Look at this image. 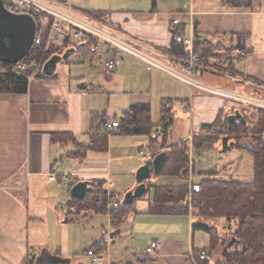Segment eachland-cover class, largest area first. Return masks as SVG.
Segmentation results:
<instances>
[{"label":"crops","instance_id":"1","mask_svg":"<svg viewBox=\"0 0 264 264\" xmlns=\"http://www.w3.org/2000/svg\"><path fill=\"white\" fill-rule=\"evenodd\" d=\"M71 1L80 13L108 14L110 22L119 31L160 52L167 51L172 45L176 31L172 22L179 20L182 25L177 30L187 37L201 35L204 44L216 56V59L209 58L211 66L207 64L215 65L213 68L224 73H197V78L193 77L194 83L185 85L162 72L149 71L136 57L115 54L118 66L116 72L110 74L105 70V63L111 57L106 46H102V53L96 56L66 46L59 48L53 56H63L71 49L75 53L58 65L53 77L43 78L40 73L28 80L26 94L0 93V264H36L42 255L69 259L73 264L74 260L69 256L70 225L82 227L102 212L97 213L99 209L84 211L83 220L73 219L78 200L70 195L72 187L79 182H91L94 192L110 194L111 199L120 202L122 207L125 197L121 201L122 193L116 179L127 176L124 173L127 165L134 161L142 164L181 143L188 145V170L192 172L190 177L194 183L200 185L208 179L230 182L231 178L241 176L247 159L250 177L237 182L254 180V157L245 148L248 142L238 145L236 140L227 139L232 136L228 134L232 127L239 129L242 125L237 128L221 121L238 112L247 122L244 127L252 130L257 126L260 114L264 113V0ZM234 45H239L241 51L233 52V61L220 60V56ZM78 53V58L73 59ZM168 78L172 81L168 82ZM82 85L87 89L82 90ZM139 88H144L145 93ZM156 96L160 100V118L157 123L152 119L151 137L114 134L106 152L89 149V136L95 128L102 127L106 118L120 122L119 118L132 106L150 103ZM164 102H170L171 120L178 102L181 111L191 117V133L185 138L181 137L182 119H175L172 136L176 141L169 145L170 123L163 125L161 121ZM118 105L122 111L120 117ZM184 105L190 108L186 110ZM215 122L223 124L220 129L213 130V135L228 134L225 141H203L207 138L203 128ZM62 136L68 141L61 139ZM56 137L61 141H55ZM219 143L223 147L219 148ZM78 147L86 149L84 154ZM145 150L151 151V155L140 159L138 155ZM135 164L130 171L132 175L141 166ZM54 169L56 180L50 181ZM164 170L158 178H169L173 180L172 184L150 186L149 182L148 187L178 188L185 184L181 176H169ZM112 171L117 173V178ZM67 178L71 180L70 184L66 183ZM129 178V185L122 189L125 196L136 187ZM149 193L151 197L147 199ZM153 193L152 189L148 191L141 200L144 204L138 201L142 204L140 208L135 202L125 211L118 210L117 221L121 225L118 228L111 226V233L118 230L120 234L109 243L102 237L96 239L89 249L105 252L102 247L126 238L123 241L131 255L111 261L108 247L109 264H217L208 251L211 235L201 227L228 229L231 222L203 216L199 211L191 216L150 214ZM66 197H69L67 214L60 211L62 198ZM102 199L108 207V199L104 196ZM52 215H55V228L61 231L60 239L48 234L52 228ZM141 232L144 242L137 237ZM53 238L54 244L62 245H53L54 254L48 246ZM152 242H157L159 249L153 256H145V249ZM201 250L208 253L205 262L196 258ZM88 262L91 264V260Z\"/></svg>","mask_w":264,"mask_h":264},{"label":"trees","instance_id":"2","mask_svg":"<svg viewBox=\"0 0 264 264\" xmlns=\"http://www.w3.org/2000/svg\"><path fill=\"white\" fill-rule=\"evenodd\" d=\"M240 2L238 0H233ZM246 2L249 0H241ZM86 15L97 17L98 14L88 13ZM177 49L173 47L174 52ZM235 51H241L239 45L233 46L227 50V53L220 56V60L233 61L231 58ZM57 49H51L46 54L44 50L32 49L27 60L40 59L45 54L47 62L57 53ZM196 52L203 53L206 64L210 63L209 58L216 59L214 51L204 43L196 45ZM209 65V64H207ZM215 67V65L213 66ZM41 77L48 78L41 72ZM29 81L24 77L15 75H7L0 77V93L2 94H26L28 91ZM168 103V105L166 104ZM170 102L162 103L161 121L163 125L170 123L172 108L169 107ZM120 127L114 132H107L99 127L89 136V149L104 153L108 150L109 139L112 135L124 136H147L153 134L152 106L150 103L138 104L130 108L127 113L122 114L119 118ZM228 123V116L221 121ZM215 122L212 126L203 128V131L220 129L223 123ZM219 126V127H218ZM218 127V128H217ZM231 132L246 134H254L261 136L264 133V113L260 114L257 126L249 130L248 127H240L239 129L231 128ZM63 137V138H62ZM61 139H64L62 136ZM55 138V141H61ZM68 141V140H66ZM84 154L85 148L78 147ZM247 149L254 157V180L251 183H241L237 181H218L203 180L200 183L201 192L192 196V205L195 210H199L200 214L214 219H222L227 222L237 221L236 227L233 229V236L228 243V248L223 251V260L221 264H264V140L256 137ZM188 145L186 143L178 144L169 148V160L165 167V172L169 176H181L185 184L178 187H149V191L153 193V201L150 206L149 213L156 215H185L188 216V198H189V173L188 165ZM102 186V185H100ZM101 192V191H99ZM94 192L88 197L86 202H80L77 208L79 212L107 210L106 200L99 195L106 194ZM100 205L101 207H98ZM134 205V204H133ZM76 210V209H74ZM120 211L127 208L120 207ZM119 211L111 213V226L118 228L121 222H118ZM120 219V218H119ZM204 231L211 235V245L215 239V228L201 227ZM213 246V245H212ZM95 247V246H94Z\"/></svg>","mask_w":264,"mask_h":264},{"label":"built area","instance_id":"3","mask_svg":"<svg viewBox=\"0 0 264 264\" xmlns=\"http://www.w3.org/2000/svg\"><path fill=\"white\" fill-rule=\"evenodd\" d=\"M5 8L17 15H29L36 23V37L33 49L44 50L45 54L51 49H59L62 46H70L75 49L86 50L92 56L102 53V46H106L107 53L111 57L105 63V70L114 74L117 69L118 54L122 57L133 56L142 60L149 71H159L175 79L190 84L194 83L193 77L197 73L212 72V68L206 64L201 53L196 52V45L204 43L201 35L185 36L178 31L182 25L179 20L172 22L174 30L172 45L165 52L152 50L149 46L129 38L127 35L115 28L110 22L108 14H99L97 17L89 16L74 9L71 0H3ZM177 49L173 53L177 57H168L173 47ZM106 53V54H107ZM45 54L40 59L23 61L16 65H8L0 62V77L15 75L28 80L39 75L47 63ZM168 59L183 66L185 71L180 72L168 65ZM120 127V122L106 118L102 122V129L107 132H114ZM151 155L148 151L140 153V159H146ZM57 171L49 177L50 181L56 180ZM70 184L69 178L65 179ZM201 192L199 184L189 181L190 200L193 194ZM108 211H115L120 208V202L111 199L107 194ZM192 201V200H191ZM190 201V202H191ZM159 249L157 242H152L145 249V256H153ZM109 251L105 252L87 250V257L91 264H109ZM199 262L208 259L206 250H201L196 257Z\"/></svg>","mask_w":264,"mask_h":264},{"label":"rangeland","instance_id":"4","mask_svg":"<svg viewBox=\"0 0 264 264\" xmlns=\"http://www.w3.org/2000/svg\"><path fill=\"white\" fill-rule=\"evenodd\" d=\"M66 46H62L61 48L64 49ZM65 50H68V48H66ZM79 56V53L73 57V59H77ZM168 57H177L179 58V56H175V53H168ZM210 66L212 65V63H209ZM168 65L172 66L174 69L180 71V72H184L185 69L183 66H180L177 62H174V61H171L168 59ZM212 68V72H209V73H212V74H218V75H221L223 74V70H217L216 68ZM196 75V74H195ZM169 76V75H168ZM200 78L201 76L198 75ZM172 77V76H171ZM195 77V76H194ZM174 78V77H172ZM197 78V76L195 77ZM175 79V78H174ZM177 80V79H175ZM146 81V80H145ZM172 80L170 78H168V82H171ZM179 81V80H177ZM174 82V81H173ZM180 83H183L186 85V83L184 82H181L179 81ZM132 89V88H130ZM139 90H143L144 93H145V89L144 88H139ZM152 105V119L155 123H157L159 121V118H160V100L158 99V97L156 96V99H151L149 101ZM180 105H179V102L178 103H175V106H174V115L175 117L172 118V120L170 119V129L168 130V134H169V139H168V145L170 143H174L176 140H175V137L172 136V132H173V127L175 125V119L176 118H181L182 121H183V130H182V133H181V137L182 138H185L187 135H189L191 133V117L190 115L184 113L183 111H181V109L179 108ZM184 109L188 110L190 107L188 105H184L182 106ZM121 109H120V105H118V109H117V115L118 117L121 116ZM257 113H260V111H258ZM171 116V115H170ZM172 127V128H171ZM219 127V126H218ZM217 127V128H218ZM204 134L207 136V138H205L206 140H203V141H225L226 139V136L228 134H231L232 136H228V140H236L238 145L241 144V143H244V142H248L247 146L245 148H247L251 142L256 138V137H260L262 140H264V133L261 135V136H255L254 134H250V132H247L246 134H241V133H234V132H228L227 135H220L219 133L217 135H213L211 134L210 131H204ZM242 140H245L243 142H241ZM202 141V139H201ZM231 144V143H230ZM229 144V146H230ZM160 147V146H159ZM218 147L221 148L223 147L222 143H219L218 144ZM162 149V148H161ZM145 151H148L149 153H151V151L149 150H145ZM141 153V152H140ZM140 155V154H139ZM138 155V157H139ZM136 161H134V163H131L130 165H127V168H126V172H124L127 176H122V177H119L117 178V173L112 171V175H114V177H116V185L119 189H121V201L122 199L125 197V195L123 194V188H125L126 185H129L127 181H130V178L133 179L134 181V186H135V183H136V174H137V171L136 170L135 172H133L134 175H132V172H130L132 169H134V164H135ZM250 162H248V159H247V162L245 163V168L243 167L242 170H244L243 172H241V176H237V177H241V178H237V177H234V178H231L232 181H238V179H248V175H250V172H248L247 170V165H249ZM143 164V163H142ZM142 164H139L138 162L135 164L136 166H142ZM140 166V167H141ZM139 169V168H138ZM123 173V174H124ZM192 173V172H191ZM191 173H187V176L189 175V177L191 176ZM233 175V174H232ZM233 177V176H232ZM191 178V177H190ZM172 181L171 179L169 178H166V177H161V178H152L150 180V186H163V185H170L172 184ZM113 183H115L113 181ZM132 184V183H131ZM194 195V194H193ZM103 197L102 195H99V197ZM64 197V196H63ZM151 197V193H149L147 195V199ZM191 201V200H190ZM69 202V197H66V198H62V209L60 210L61 212L64 210V212L67 214V203ZM143 203V201H140ZM79 201H78V205H79ZM144 204V203H143ZM98 207H101L100 205H97ZM136 207L137 208H140L142 207V204L137 202L136 203ZM188 207H189V215L188 216H191V214L193 213H196L197 211L199 210H195L193 205H192V201L189 202L188 204ZM108 209V207H107ZM119 210V209H118ZM118 210H115V211H118ZM60 212V213H61ZM100 212L102 213H99L96 217H94L93 220H91L89 223L85 224L84 226H78L74 223H72L70 226V231H69V247H70V251H69V256H70V259H73L74 262L73 264H89V258L87 257L86 255V251L92 247L94 245V241L96 239H100L102 237V234L103 232L105 231L108 235L111 233V230H112V227H111V213L113 212H109L107 211V214H103L104 210H100ZM85 215V213L83 212H79V208H76V211H74L72 213V217L73 219H79V220H83V216ZM149 218H151V220H154L152 216H150ZM187 220V219H186ZM220 220V219H219ZM224 222H227V221H224ZM51 226L52 228H50L48 230V234L52 237H54L55 239H60V234H61V231L58 229V228H55V215H52L51 217ZM229 227L228 229L227 228H223L221 230H218L216 229V233H215V239H214V243L211 245H209L208 247V251L210 253V256L211 258H213L215 260V263L217 262V264H221V261L223 260V251L226 250V247L228 246V243L230 242L232 236H233V229L235 227L234 224H237V221L234 220L232 221L231 223H228ZM130 232L128 233V238L130 237ZM138 239L142 242H144L145 240V237H144V233L141 232L140 235L137 236ZM51 241L50 240V244H48L49 246V249L50 251L54 254V248L55 246H60L61 244H54L55 240ZM126 238H124L123 240H125ZM123 240H120V241H116L115 243L113 244H110L109 246H106V247H102L103 249H106L108 250V247L110 248V251H111V254H112V259L111 261H117L119 259H121L122 257L124 256H128V255H131V253L127 252V248H126V245L124 244V241ZM55 245V246H53ZM62 246V245H61ZM228 248V247H227ZM117 251V253H116ZM131 251V250H130ZM36 260V259H35Z\"/></svg>","mask_w":264,"mask_h":264},{"label":"water","instance_id":"5","mask_svg":"<svg viewBox=\"0 0 264 264\" xmlns=\"http://www.w3.org/2000/svg\"><path fill=\"white\" fill-rule=\"evenodd\" d=\"M36 23L29 15H17L9 12L0 0V62L8 65H16L28 57L33 49L36 37ZM75 53L74 49L67 51L63 56H53L44 66L43 75L53 77L57 67L61 62H66ZM82 90L86 86L80 87ZM239 119V120H238ZM228 122L239 128L247 126L246 120L238 112L228 118ZM169 160V152H162L155 158L146 159L136 174V187L129 191L124 200L122 207L127 208L135 202L141 201L149 191L148 183L152 178H158ZM94 189L91 182H79L70 190L72 198L86 202L87 196L93 194ZM120 231H115L109 235L104 231L102 238L106 243L114 240ZM100 242V240H98ZM36 264H71L69 259H62L51 255L40 256ZM126 264H132L128 262Z\"/></svg>","mask_w":264,"mask_h":264}]
</instances>
